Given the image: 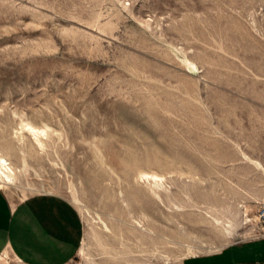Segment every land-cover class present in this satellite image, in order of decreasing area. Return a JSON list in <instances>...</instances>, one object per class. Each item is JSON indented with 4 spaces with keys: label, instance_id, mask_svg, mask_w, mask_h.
I'll list each match as a JSON object with an SVG mask.
<instances>
[{
    "label": "rangeland",
    "instance_id": "1",
    "mask_svg": "<svg viewBox=\"0 0 264 264\" xmlns=\"http://www.w3.org/2000/svg\"><path fill=\"white\" fill-rule=\"evenodd\" d=\"M0 155L77 208L66 264L264 236V0H0Z\"/></svg>",
    "mask_w": 264,
    "mask_h": 264
},
{
    "label": "crops",
    "instance_id": "2",
    "mask_svg": "<svg viewBox=\"0 0 264 264\" xmlns=\"http://www.w3.org/2000/svg\"><path fill=\"white\" fill-rule=\"evenodd\" d=\"M81 233L80 214L66 198L34 194L12 201L0 188V264H66ZM182 264H264V236L187 256Z\"/></svg>",
    "mask_w": 264,
    "mask_h": 264
},
{
    "label": "bare ground",
    "instance_id": "3",
    "mask_svg": "<svg viewBox=\"0 0 264 264\" xmlns=\"http://www.w3.org/2000/svg\"><path fill=\"white\" fill-rule=\"evenodd\" d=\"M26 127L28 130H30L33 133V135L40 142L39 135L43 134L45 131L40 130V129H38V128L30 125V124H26ZM11 172H12V168L10 166V163L8 162V159L5 156L0 155V178L1 179H9Z\"/></svg>",
    "mask_w": 264,
    "mask_h": 264
},
{
    "label": "built area",
    "instance_id": "4",
    "mask_svg": "<svg viewBox=\"0 0 264 264\" xmlns=\"http://www.w3.org/2000/svg\"><path fill=\"white\" fill-rule=\"evenodd\" d=\"M260 217L264 218V210L261 212Z\"/></svg>",
    "mask_w": 264,
    "mask_h": 264
}]
</instances>
